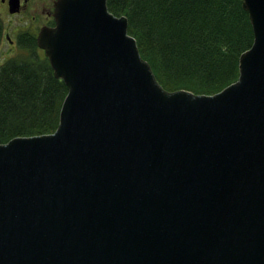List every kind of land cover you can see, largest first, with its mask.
<instances>
[{"label": "water", "instance_id": "obj_1", "mask_svg": "<svg viewBox=\"0 0 264 264\" xmlns=\"http://www.w3.org/2000/svg\"><path fill=\"white\" fill-rule=\"evenodd\" d=\"M241 4L238 76L199 94L106 0L54 1L36 43L67 92L52 132L0 142V264H264V0Z\"/></svg>", "mask_w": 264, "mask_h": 264}, {"label": "trees", "instance_id": "obj_2", "mask_svg": "<svg viewBox=\"0 0 264 264\" xmlns=\"http://www.w3.org/2000/svg\"><path fill=\"white\" fill-rule=\"evenodd\" d=\"M114 15H125L127 32L157 81L212 94L238 76V58L252 43L241 0H106ZM2 25L0 23V38ZM26 54L0 64V142L14 136L52 132L67 92L55 78L35 33L23 32Z\"/></svg>", "mask_w": 264, "mask_h": 264}, {"label": "rangeland", "instance_id": "obj_3", "mask_svg": "<svg viewBox=\"0 0 264 264\" xmlns=\"http://www.w3.org/2000/svg\"><path fill=\"white\" fill-rule=\"evenodd\" d=\"M54 1L20 0L19 11L9 13L7 3L4 4L0 0V23L2 25L0 64L13 56L26 54V50L18 45L21 33L26 31L37 35L41 27L54 25L52 16ZM36 46L38 51L41 52L42 49L38 47L37 43Z\"/></svg>", "mask_w": 264, "mask_h": 264}, {"label": "flooded vegetation", "instance_id": "obj_4", "mask_svg": "<svg viewBox=\"0 0 264 264\" xmlns=\"http://www.w3.org/2000/svg\"><path fill=\"white\" fill-rule=\"evenodd\" d=\"M1 2L5 4V3H7V0H1ZM40 51L43 52V50H40Z\"/></svg>", "mask_w": 264, "mask_h": 264}]
</instances>
